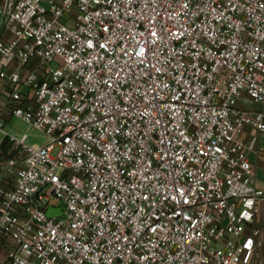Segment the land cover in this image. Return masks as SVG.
<instances>
[{"label":"built area","instance_id":"obj_1","mask_svg":"<svg viewBox=\"0 0 264 264\" xmlns=\"http://www.w3.org/2000/svg\"><path fill=\"white\" fill-rule=\"evenodd\" d=\"M0 26V264H264V0H4Z\"/></svg>","mask_w":264,"mask_h":264},{"label":"crops","instance_id":"obj_2","mask_svg":"<svg viewBox=\"0 0 264 264\" xmlns=\"http://www.w3.org/2000/svg\"><path fill=\"white\" fill-rule=\"evenodd\" d=\"M4 0H0V8ZM0 38L8 39L9 35L0 26ZM248 108L260 109V105L256 103H248ZM258 137V142L255 150L247 151V155L254 164L257 173V184L264 191V132L257 131L251 126H247L243 132L242 138L246 143H250L253 137ZM262 213L264 217V202L262 204ZM264 225V221L262 222Z\"/></svg>","mask_w":264,"mask_h":264},{"label":"rangeland","instance_id":"obj_3","mask_svg":"<svg viewBox=\"0 0 264 264\" xmlns=\"http://www.w3.org/2000/svg\"><path fill=\"white\" fill-rule=\"evenodd\" d=\"M240 104L241 106L248 107V103L246 102H242ZM11 125L13 127L7 125L6 129L11 133H13L14 135H18V136H22L23 134L27 133L28 134L27 143L30 145H34V144L43 145L46 141V137L43 132L29 127L25 122H22L21 120L13 119Z\"/></svg>","mask_w":264,"mask_h":264},{"label":"water","instance_id":"obj_4","mask_svg":"<svg viewBox=\"0 0 264 264\" xmlns=\"http://www.w3.org/2000/svg\"><path fill=\"white\" fill-rule=\"evenodd\" d=\"M62 208L61 207H48L46 209V214L48 217H53V216H61L62 215Z\"/></svg>","mask_w":264,"mask_h":264}]
</instances>
